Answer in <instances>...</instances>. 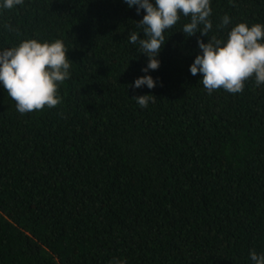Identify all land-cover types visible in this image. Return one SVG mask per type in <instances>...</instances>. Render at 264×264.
Instances as JSON below:
<instances>
[{
  "label": "trees",
  "instance_id": "obj_1",
  "mask_svg": "<svg viewBox=\"0 0 264 264\" xmlns=\"http://www.w3.org/2000/svg\"><path fill=\"white\" fill-rule=\"evenodd\" d=\"M210 7L207 35L184 34L190 17L181 15L148 72L128 40L145 38L135 5L0 7V51L59 39L71 62L54 108L20 114L0 84V264H253L251 250L264 255V83L209 93L189 71L198 39L264 25V0ZM145 75L155 87L134 88ZM144 95L154 97L147 107L133 99Z\"/></svg>",
  "mask_w": 264,
  "mask_h": 264
},
{
  "label": "clouds",
  "instance_id": "obj_2",
  "mask_svg": "<svg viewBox=\"0 0 264 264\" xmlns=\"http://www.w3.org/2000/svg\"><path fill=\"white\" fill-rule=\"evenodd\" d=\"M129 8L136 6L137 15L143 9L144 15L137 26L143 30L145 38L139 33L131 32L129 43L139 44L141 53L148 58L147 67L141 71L157 70L159 60L156 58L165 43V30L173 27L181 15L190 17L184 24L182 32L188 37L197 32L206 36L212 28L209 20L212 9L210 0H123ZM23 0H3L0 7L13 9ZM230 23L227 15L222 18L219 27ZM203 25L202 29L198 26ZM11 30V29H10ZM202 54L197 55L190 65L193 76L202 74V85L211 93L223 88L229 93L243 91L244 82L255 77L257 86L264 83V25L246 23L236 24L227 34V39L213 37L207 43L197 40ZM68 49L57 39L54 42H39L27 39L0 51V84L8 96L15 102L20 114L54 108L61 103L57 95L58 84L69 78L71 62L67 58ZM146 85L155 87L153 78L145 75L134 81L133 87ZM141 107H147L150 95L133 97ZM253 264H264V255L253 249L249 252ZM119 264H126L121 261Z\"/></svg>",
  "mask_w": 264,
  "mask_h": 264
}]
</instances>
